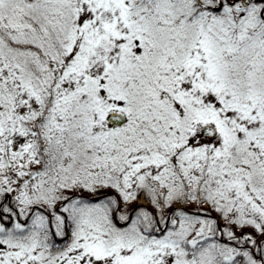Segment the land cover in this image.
<instances>
[{
  "label": "snow or ice",
  "instance_id": "6c2138e0",
  "mask_svg": "<svg viewBox=\"0 0 264 264\" xmlns=\"http://www.w3.org/2000/svg\"><path fill=\"white\" fill-rule=\"evenodd\" d=\"M0 264H264V0H0Z\"/></svg>",
  "mask_w": 264,
  "mask_h": 264
}]
</instances>
